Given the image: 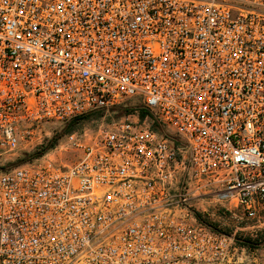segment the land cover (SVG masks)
Listing matches in <instances>:
<instances>
[{"label":"built area","instance_id":"obj_1","mask_svg":"<svg viewBox=\"0 0 264 264\" xmlns=\"http://www.w3.org/2000/svg\"><path fill=\"white\" fill-rule=\"evenodd\" d=\"M98 111L0 163V264H230L197 215L264 211V0H0V162Z\"/></svg>","mask_w":264,"mask_h":264},{"label":"rangeland","instance_id":"obj_2","mask_svg":"<svg viewBox=\"0 0 264 264\" xmlns=\"http://www.w3.org/2000/svg\"><path fill=\"white\" fill-rule=\"evenodd\" d=\"M117 115L121 116V113L118 112ZM99 123L100 121L84 124L82 126H79L77 130L80 131L84 128L93 130ZM23 156H14L7 159V162L0 163H4L10 166L16 161L24 159ZM26 158L27 157H25L24 160H27ZM34 159L36 158L27 161L32 162ZM27 161L25 162L27 163ZM197 204L198 207L196 206V208H198L197 211H199L200 213L202 209L207 210L206 204L202 206L199 203ZM207 212L209 214L210 211L207 210ZM199 216L208 225H211L212 228L217 229L221 233L233 238L234 250L232 251V260L230 264H264V242L260 244L256 249H252L241 247L236 244L234 240L236 237H250L254 239L258 238V240L264 238V211L260 212L259 218L254 220H249L241 217L239 211L237 210H232L231 212L220 211L219 213L214 214V217H209L207 215Z\"/></svg>","mask_w":264,"mask_h":264},{"label":"trees","instance_id":"obj_3","mask_svg":"<svg viewBox=\"0 0 264 264\" xmlns=\"http://www.w3.org/2000/svg\"><path fill=\"white\" fill-rule=\"evenodd\" d=\"M118 112H120L121 114L123 112L129 113V112H131V110L127 109V108H119L117 113ZM144 114H145L144 111H140L141 118L144 117ZM102 116H103V112L98 111V112H93V113L83 115V116H79V117L72 119L70 122L61 126V128H59L57 130L55 135L50 140L46 141L42 145V147L39 148L38 151L31 153V155L25 154L23 156L24 159H25V157H27L26 158L27 160L40 157L42 154H44L47 151L54 148V146L58 143V141L61 139V137H63V135L77 131V128L79 126L84 125V124L98 122V121H100ZM117 116L119 117V115H116V117ZM24 159L16 161L14 164H11L9 167H15V166H18L20 164L26 163L25 161H27V160H24ZM197 217L199 218V220H201L204 224L209 226L211 229L218 231L217 229L212 228L211 225H208L205 221H203V219L199 215H197ZM218 232H220V231H218ZM234 240H235L236 244H238L239 246L246 247V248H252V249H256L260 244H262L264 242V238L258 240V238L254 239V238H250V237H243V238L236 237Z\"/></svg>","mask_w":264,"mask_h":264}]
</instances>
